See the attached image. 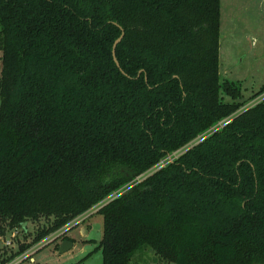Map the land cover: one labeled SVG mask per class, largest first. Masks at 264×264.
Returning a JSON list of instances; mask_svg holds the SVG:
<instances>
[{
    "label": "trees",
    "instance_id": "obj_1",
    "mask_svg": "<svg viewBox=\"0 0 264 264\" xmlns=\"http://www.w3.org/2000/svg\"><path fill=\"white\" fill-rule=\"evenodd\" d=\"M221 11L0 0V233L43 219L37 243L205 135L98 211L102 264H264V100L220 75Z\"/></svg>",
    "mask_w": 264,
    "mask_h": 264
},
{
    "label": "rangeland",
    "instance_id": "obj_2",
    "mask_svg": "<svg viewBox=\"0 0 264 264\" xmlns=\"http://www.w3.org/2000/svg\"><path fill=\"white\" fill-rule=\"evenodd\" d=\"M221 7L219 71L223 80L230 79L241 85L243 96L240 101L243 104L238 112H243L264 100V93L254 96L264 87V0H221ZM224 99L231 101L226 95ZM229 120L231 117L221 120L220 123L226 124ZM197 142L198 139L189 143L176 151L174 156H179ZM158 167L151 170L155 171ZM83 218L76 225H65L37 243L32 242L39 227L47 223L45 220L29 221L25 230L17 229L18 234L15 237L12 236L15 229L10 230L7 227L4 234L0 233V262L20 251L21 244L32 243L9 262L24 257L19 264H102L103 254L99 245L104 231L103 215L93 212L88 218ZM65 237L72 239L74 246L61 253L58 247L68 239ZM9 240L11 244H7ZM40 245L42 246L39 249ZM27 253L31 254L30 257H27ZM155 259L154 252L147 250L137 255L132 264H160Z\"/></svg>",
    "mask_w": 264,
    "mask_h": 264
},
{
    "label": "built area",
    "instance_id": "obj_3",
    "mask_svg": "<svg viewBox=\"0 0 264 264\" xmlns=\"http://www.w3.org/2000/svg\"><path fill=\"white\" fill-rule=\"evenodd\" d=\"M224 124H225V123H220V122H218L216 125H214V126L208 131V133H209V132L212 133V132L216 131L217 129L222 128V127L224 126ZM226 124H227V123H226ZM204 138H205V135H201V136L198 138V140H199V141H202ZM197 143H198V142H197ZM175 152H176V151H175ZM175 152H173V153L167 155L166 158H165L164 160H162V161L160 162V164L158 165V166H159L158 169L161 168V167H163V166H165V165H167L168 163L174 161V159H176V158L178 157V156H177V157L174 156V153H175ZM166 160H167V161H166ZM151 172H152V171H150V173H151ZM150 173H149V171H148V172H146V173H143V174L137 176L135 179H133L132 182H130V185H129V186L120 188L118 191H116L115 193H113L109 198H107V199L101 201L100 203L94 205V206L91 207L89 210H87L85 213H83V214H81L80 216H78V217H76L75 219H73V220L69 223L70 225H68V226H66V227H72L73 225H76L77 222H79V221L81 220V217H84V218H83V220H84V219L88 218L89 215H90L91 213H93V212H98V211H99L104 205H106L107 203H109L111 200L117 198V197H118L119 195H121L122 193L126 192L130 187H132L133 185H136L137 183L142 182L146 177H148V176L150 175ZM144 174H145V176H143ZM17 234H18V230L15 229V230L13 231V233H12V236L15 237V236H17ZM7 244H11V241H10V240L7 241ZM41 246H42V245L38 246V248L40 249ZM26 255H27V257H30L31 254H28V253H27ZM23 258H24V257H23ZM23 258H22V259H21V258H18V259L16 258V259H14V260L11 261V262L8 261L9 263L7 262L6 264H17V263L19 264V263L23 260ZM31 259H32V258H31Z\"/></svg>",
    "mask_w": 264,
    "mask_h": 264
},
{
    "label": "water",
    "instance_id": "obj_4",
    "mask_svg": "<svg viewBox=\"0 0 264 264\" xmlns=\"http://www.w3.org/2000/svg\"><path fill=\"white\" fill-rule=\"evenodd\" d=\"M124 34H125V31H124V29H122V34L120 35V37H118V38L116 39V41H115V43H114V45H113V55H114V60H115V62L117 63V65H118L119 67H120V62H119V60H118V58H117L116 50H117V46H118V44L122 41V39H123V37H124ZM122 71H123V69H122ZM73 245H74L73 241H71V240H69V239L64 240V241L61 243L60 247H59V251H60L61 253H65V252L69 251V250L73 247Z\"/></svg>",
    "mask_w": 264,
    "mask_h": 264
},
{
    "label": "crops",
    "instance_id": "obj_5",
    "mask_svg": "<svg viewBox=\"0 0 264 264\" xmlns=\"http://www.w3.org/2000/svg\"><path fill=\"white\" fill-rule=\"evenodd\" d=\"M69 239V238H68ZM69 240H72V239H69ZM74 246V245H73Z\"/></svg>",
    "mask_w": 264,
    "mask_h": 264
}]
</instances>
